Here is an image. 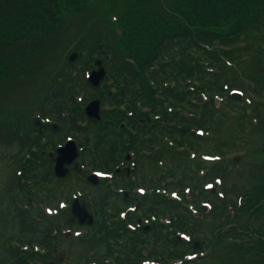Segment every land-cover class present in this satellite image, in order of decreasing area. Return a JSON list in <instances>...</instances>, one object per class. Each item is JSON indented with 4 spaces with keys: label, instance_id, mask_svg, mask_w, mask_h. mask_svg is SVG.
I'll list each match as a JSON object with an SVG mask.
<instances>
[{
    "label": "trees",
    "instance_id": "trees-1",
    "mask_svg": "<svg viewBox=\"0 0 264 264\" xmlns=\"http://www.w3.org/2000/svg\"><path fill=\"white\" fill-rule=\"evenodd\" d=\"M66 3L78 9L76 0H0V161L12 167L0 195V264L53 262L68 229L69 214L60 203H71L79 189L91 192L92 209L103 217L82 226L85 264H264V0H106L102 18L117 14L116 21L87 49L81 41L75 45L90 53L83 69L58 58L70 32ZM95 56L107 69L101 90L85 79ZM58 85L62 93L55 96L50 88ZM76 90L86 102L99 98L110 105L106 120L76 128L71 120L87 122ZM20 92L28 101L18 99ZM201 95L206 101L199 105ZM34 101V113L22 119V107ZM60 104L69 113L64 119ZM36 116L59 122L61 129L38 131L31 122ZM147 116L148 131L139 124ZM227 128L236 137L217 139L207 151L206 138L192 134L221 137ZM68 138L96 150L85 153L93 164L135 152L137 177L155 192L135 193L127 202L78 175L56 179L41 152ZM146 152L151 154L141 156ZM201 152L216 153L220 161H205ZM236 154L256 158L241 168L228 159ZM114 179L121 180L118 188L132 191L135 185L125 173ZM217 180L222 197L205 188L217 187ZM204 203L211 210L199 218L195 212ZM46 207L60 213L48 215ZM127 207L135 210L111 222ZM141 219L152 222L147 231ZM181 234L189 240H175Z\"/></svg>",
    "mask_w": 264,
    "mask_h": 264
},
{
    "label": "rangeland",
    "instance_id": "rangeland-1",
    "mask_svg": "<svg viewBox=\"0 0 264 264\" xmlns=\"http://www.w3.org/2000/svg\"><path fill=\"white\" fill-rule=\"evenodd\" d=\"M104 2V3H101ZM78 3V9L74 10L70 8L69 4L66 3L64 5L65 8V18L69 23L70 26V32L69 36L64 41L63 47L60 49V54L58 55V58L61 56V58L65 57L69 52L73 51L75 45L81 41L82 44L88 48V45H90L91 40H94L96 36L101 32H104L107 25H109V21L115 22L116 21V15H111L104 20L102 18V14L104 12V8L107 10L109 7L106 5V0H76ZM98 15H100L98 17ZM88 31L84 35H80V33L83 31ZM64 51V52H63ZM63 52V53H62ZM88 52V51H87ZM56 57V59H58ZM43 76V75H42ZM47 77V75H44V78ZM53 85V84H52ZM51 89H53V86H51ZM25 92H20L18 95V99L20 101H28L27 97L25 96ZM32 94V93H30ZM22 98V100H21ZM37 106V102H30L26 105H24L20 112L19 116L22 119L28 120L29 116L34 113ZM25 107V108H24ZM32 120V118H31ZM223 134L221 137L217 134H208L205 135V151L208 149L210 150L211 146L217 141V139L226 140L229 137H236V131H232L230 128V132H228L227 129H223ZM227 133V134H226ZM241 156L240 166H244L248 161L252 160V158H256L255 156H246L244 157L243 154H239ZM230 161L232 158L228 157ZM252 163V162H250ZM0 195L3 194V191L6 188V185L8 184L11 174H12V167L3 161L0 162ZM249 165V164H248ZM247 165V166H248ZM215 187L213 189L215 194H218L220 188ZM208 212V209H207ZM206 212V213H207ZM205 213V214H206ZM82 230H75L72 231V235H70L69 238H62L59 240V245H57L56 250L54 252L53 256V262L55 264H85L86 260L88 259V250L87 245L81 240L84 238ZM72 236V237H71ZM67 239V240H66ZM86 240V239H85Z\"/></svg>",
    "mask_w": 264,
    "mask_h": 264
},
{
    "label": "water",
    "instance_id": "water-1",
    "mask_svg": "<svg viewBox=\"0 0 264 264\" xmlns=\"http://www.w3.org/2000/svg\"><path fill=\"white\" fill-rule=\"evenodd\" d=\"M78 59V54L74 53L70 56V62L73 63ZM99 70L93 71L90 77V82L96 88H100L101 81L104 79L106 75V70L102 67L101 62H98ZM100 102L94 101L89 104L86 108V113L90 118L91 122H99L101 120L100 117ZM145 123V121H142ZM34 125L41 129L43 127L42 122L39 119L34 120ZM50 129L52 131H56L58 129V125L51 124ZM78 156V147L74 141L68 142L64 147L58 148L57 155L51 154L50 158L52 164L54 165V173L55 176L59 179H64L69 173V167L73 164ZM241 158L237 157L235 159L236 164L240 163ZM90 182L94 184H98V179L95 176H91L89 178ZM84 200V199H83ZM203 212H206V209L203 208ZM71 218L69 219V224L71 225L75 221H77L81 225H92L94 223V215L93 213H89L86 208L85 201L81 202L76 200L70 210ZM179 240V239H178ZM196 247L200 248L199 242L196 243Z\"/></svg>",
    "mask_w": 264,
    "mask_h": 264
},
{
    "label": "flooded vegetation",
    "instance_id": "flooded-vegetation-1",
    "mask_svg": "<svg viewBox=\"0 0 264 264\" xmlns=\"http://www.w3.org/2000/svg\"><path fill=\"white\" fill-rule=\"evenodd\" d=\"M104 65V63H103ZM105 66V65H104ZM106 67V66H105ZM94 69H97V68H94ZM115 89H113L114 91ZM110 96H112V93L109 94ZM104 95L102 94V97ZM102 101V104L104 103L103 100ZM103 107V105H102ZM79 110H83V106H80ZM69 113H66V115L64 117H61V119H64ZM85 118L87 119V122H81V121H76V119L74 120H71L72 122L74 121L75 122V125H76V128H82V129H85L88 124H91L89 122V119L87 118V116L85 115ZM93 125V124H92ZM42 132V131H40ZM44 142V141H43ZM87 151H91L92 153L96 152V150L94 149V152L89 149L88 147H83L82 148V151H81V155L80 157L78 158V160L76 161V163L74 165H72L71 167V172L69 173L70 176H74V175H78L82 178L83 182H87V177H89L90 175H92L94 173L95 170H100V171H104L108 174H111L113 177H115V173H116V169H114L117 165V161H120V157L116 158V159H107L105 158L104 159V162L102 163H98V164H93L91 162L90 157L88 155H86L85 153H87ZM45 152V153H43ZM49 151H42L41 152V155H42V158H43V162L45 164H48L50 163L51 164V161H50V158H49ZM128 157V159H127ZM133 159V155H126L124 159H122V161L120 162V165L122 166V168H126V167H129L128 164L131 162V160ZM107 166H110V167H107ZM75 168H80L81 170L79 172H77L75 170ZM97 168V169H96ZM114 181H116L115 179H111L108 181L109 184H114ZM104 182H107V181H102V186H101V189H104L105 188V184H103ZM117 182H121L120 179L117 180ZM89 184V183H88ZM108 190V189H106Z\"/></svg>",
    "mask_w": 264,
    "mask_h": 264
}]
</instances>
